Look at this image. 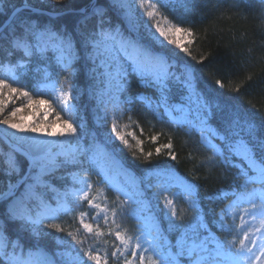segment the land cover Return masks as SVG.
Masks as SVG:
<instances>
[{
  "label": "trees",
  "instance_id": "obj_1",
  "mask_svg": "<svg viewBox=\"0 0 264 264\" xmlns=\"http://www.w3.org/2000/svg\"><path fill=\"white\" fill-rule=\"evenodd\" d=\"M159 2L164 17L192 31V37L183 39L192 55L188 56L175 45L158 44L145 33L140 35L142 46L163 55L171 63V70L174 69L176 75L184 78L186 70L192 72L194 92L203 101L204 110L208 113L207 126L217 135L215 141L225 157L213 155V151L204 145L203 133H188L186 126L158 119L155 109H148L145 102V97L152 102L157 101L158 88L154 84H143L135 74L130 75V83L122 94L131 100L124 111L123 120L132 125L130 131L134 138L130 139L129 147L119 150L112 146V151L124 166L137 174L168 170L182 176L190 186L192 202H188L185 196L180 199L178 209L183 220L177 222V230L171 239L175 240L177 233L187 228L194 232L196 240L206 239L217 244L234 263L239 259L236 251L242 236L218 227L219 212L224 209L226 202L217 200L216 196L223 190H232L238 181L236 169L230 164L229 149L239 141L251 148L256 162L260 164L264 158V0ZM22 6L32 10L19 11L0 32V78L8 79L14 87L23 86L33 96L39 92L44 100L55 104L59 113L58 102L52 101L51 95L41 88V84L46 81V73H50L65 89L71 90L74 112L70 118L88 153L83 158V166L59 170L54 177L70 172L88 175L92 192L102 194L105 205L115 209L118 215L115 224L112 223V217L107 226L104 220L99 222V226L105 229V236H101V239L86 234L79 224L81 212H88L92 218L95 215V211L88 208V202L73 204L69 213L43 220L36 238L29 233L26 219H10L12 198L0 201V230L8 241L6 250L11 251L16 242L17 249L24 252L41 248L59 260L60 251L76 248L83 252L89 249V244L94 243L102 256L108 254V264H122L121 260L111 257L112 251L120 248L115 232L119 231L125 238H131L136 236L140 228L132 215V207L103 180L92 158L88 156L95 143L93 132L100 136L102 134L93 121V91L97 88V79L94 77L93 64L87 57L85 42L117 28L124 36L132 33L114 12L109 0H0V28ZM97 8L104 9L103 13L95 14ZM33 9L59 15L52 17ZM36 33L42 34L40 36L46 41L52 40L51 34L70 42L77 54L73 64L70 67L61 65L58 53L49 47L42 52L36 43ZM14 39L27 40L31 45V54L25 55L17 48ZM189 40L192 41L190 44ZM44 45L43 42L41 46ZM217 80L221 81L223 88L216 85ZM170 84L174 85L172 81ZM171 91L175 96L174 102H181L182 96L186 94L180 84L171 87ZM168 143H171L170 149L163 147ZM157 148H160L159 153ZM169 152L176 157L175 160L169 156ZM11 153L13 165L8 163ZM27 169V159L12 150L0 137V192L5 190L9 181L22 178ZM56 183L61 186V182ZM23 188L24 185L17 195L22 193ZM45 190L51 191L49 188ZM37 205L36 199L27 203L33 213H36ZM50 224H59L64 231L50 228ZM68 232L74 233L82 244L77 243V239L69 236ZM0 264H8V261L1 256ZM173 264H176L175 259Z\"/></svg>",
  "mask_w": 264,
  "mask_h": 264
},
{
  "label": "rangeland",
  "instance_id": "obj_2",
  "mask_svg": "<svg viewBox=\"0 0 264 264\" xmlns=\"http://www.w3.org/2000/svg\"><path fill=\"white\" fill-rule=\"evenodd\" d=\"M109 1L114 12L119 15L124 26L132 35L124 36L117 28L106 32L111 38L100 35L89 38L85 42V47L88 48L87 57L93 64L94 77L96 76L97 79V88L93 91L95 98V117L93 121L96 126H99V132L102 134L100 136L93 132L95 143L90 148L88 156L92 158V162L100 172L103 180L132 207V215L140 229L136 236L131 237L129 253L133 250L134 245L139 242L142 248L149 249L146 253L137 250L138 255L144 254L146 258H156L155 253L152 251L154 248L158 252L170 253L176 264H193L199 257L205 258L204 264H234L229 262L228 257L211 241L206 239L196 240L194 232L187 228L177 233L178 237L175 240L171 239L172 234L177 230L176 225L179 219L171 215L165 199L167 198L173 202L178 213L180 211L178 209L179 202L183 196L186 197L188 202H192L190 186L182 176L168 170H150L142 175L137 174L132 169L124 166L112 151V146L118 147L119 150L129 147L130 139L134 138V134L130 131L132 125L123 120L124 111L130 105L131 100L128 96L122 94L127 84L130 83V75L135 74L141 78L143 84H154L158 88L159 96L156 98V102H152L145 97L147 108L155 109L154 112L158 119L167 120L178 126H186L188 133L193 131L203 133L204 145L213 151V155L220 158L225 157L215 141L217 135L207 126L208 113L204 110L203 101L199 100L194 92L192 72L186 70L183 74L184 78L178 74L176 75L174 69L171 70V63L163 55L142 46L140 35L144 33L158 44L168 43L162 37H159L158 33L153 35L155 28L149 27L152 21L146 16L145 10L139 7V0ZM159 1L149 0V2L157 5L160 14L158 18H163L164 15L161 13ZM103 11L104 9L97 8L95 14H102ZM161 23L164 26H167V23L175 24L169 18H167V21L161 19ZM50 37L52 40L46 41L45 38L37 36L35 38L37 46L42 47L41 44L44 42L47 47L58 53L57 58L61 65L65 66L70 63L71 66L77 58L72 44L58 35H51ZM177 38H181V34H177ZM17 40L19 39L13 40L15 46ZM19 49L24 52L22 48ZM46 76V81L41 84V88L46 94L51 95L52 101L58 102L55 98V90H59L62 84L53 79L50 73L47 72ZM171 81L174 83L173 86L180 84L181 90L186 93L182 96L181 102L173 101L175 96L171 91V87H173L170 84ZM64 90L68 91L65 88ZM142 100L144 101V99ZM13 101L14 103L10 102L8 104L6 113L13 107H22L26 103L24 97L16 99L14 96ZM49 104L55 110L51 111L44 119V113L49 111ZM49 104L37 105L33 103L30 108L22 107V111L13 119L16 122H23L26 126L41 121L44 127L51 124L52 130L57 133L56 135L29 131L21 132L0 124V134L11 143L18 144L27 150L33 160L32 170L22 193L12 198L10 208L19 207L28 222L29 233L36 238L39 235L40 223L43 220L54 219L58 214L69 213L73 204L82 205L84 202H88L80 201L79 197L86 185H91L89 176L85 174L70 172L54 177L59 170L83 166V158L88 150L74 121L70 118L72 112H74L71 100L69 101L70 110L68 111H62L58 103L61 113L58 112L54 103L49 102ZM57 113L60 116L59 120L56 119ZM114 118L118 130L128 140L127 145L119 140L111 130ZM65 120H70L76 128L75 135H59L64 127L63 121ZM241 142L243 141H239L229 149L230 164L234 170L236 169L238 181L233 190H223L216 196L217 200L226 202L224 209L219 212V223L217 225L223 230L242 236V239L244 234L247 233L249 240H254L256 243L253 252L258 256L259 249L264 248V225L261 224V220H264V216L261 215L264 183H261L258 179V172L251 166L249 160L237 154V147ZM221 161L224 162L223 159ZM8 163L11 165L14 163L12 153L9 154ZM256 163L259 165L258 162ZM22 178H15V180L6 183L5 190H7L0 192V199L9 194ZM56 181L61 182V186L55 184ZM45 188H49L51 191H47ZM101 196L102 194L97 195L92 190L89 193V197L93 198L95 203L100 204L101 209L90 208L88 204V208L94 210L95 215L92 218L88 212H85L87 213L85 223L94 226L98 224L99 226V222L103 220L101 218L103 209L105 207L110 209L108 205H105ZM33 199H36L38 204L36 213H33L27 206V203ZM253 204L256 205L255 209L252 207ZM98 212L99 215H97ZM253 215H255V219H253ZM10 219L12 218L10 217ZM110 220L111 215L109 214L108 222ZM197 221H199L198 217ZM82 229L86 234L94 235L87 233L83 227ZM99 229L103 233L101 236L104 237L105 229L100 226ZM101 236L96 237L102 239ZM7 242L5 235L0 230V250H3V245ZM245 244L251 246L247 240ZM193 245L197 246L196 251L190 253L189 249ZM88 246L89 249L94 251V254L98 253L102 256L96 244L93 243ZM13 248H15L18 255L22 251L17 249L16 242L13 244ZM120 248L123 249L121 242ZM12 251L13 249L9 253ZM181 251H183V254L178 255ZM22 252L25 258L29 252L34 254L32 257L33 264H79L80 258L87 259L83 257V252L77 251L76 248L75 250H65V252L60 251V261L41 248ZM126 255L131 260L130 254ZM118 260H121L123 264V257L118 258ZM132 264H138V260H134ZM251 264H264V257H261L259 261L253 260Z\"/></svg>",
  "mask_w": 264,
  "mask_h": 264
},
{
  "label": "snow or ice",
  "instance_id": "obj_3",
  "mask_svg": "<svg viewBox=\"0 0 264 264\" xmlns=\"http://www.w3.org/2000/svg\"><path fill=\"white\" fill-rule=\"evenodd\" d=\"M139 7L145 10L146 16L152 21L151 24H149V27L155 28V32L159 34V37H162L164 41H166L168 44L175 45L177 49L180 51L186 53L188 56H191L192 53L189 51L188 47H185V44L183 42L184 38L192 37L193 33L190 29L187 28H181L178 25L167 23V26L162 25L161 19L164 21H167L166 17L158 18L160 16L157 5L155 3L149 2V0H139ZM177 34H181V38H177ZM38 37L42 34L36 33ZM105 38H111L109 34L102 33ZM51 36V34H50ZM192 41L189 40L188 43L190 44ZM16 47L22 48L25 52V55L31 54V45L28 43L27 40L19 39L16 41ZM40 50L46 51L47 46L40 47ZM194 58V57H193ZM203 57L201 58V60ZM65 67H70V63L68 65H65ZM67 79V78H66ZM15 82V81H13ZM216 85L220 88H223L224 85L221 83L220 80L216 81ZM55 90V89H54ZM239 90L238 88L236 89ZM56 91V100L61 106L62 111H68L70 110L69 101L72 99V93L71 90L65 91L63 85L60 86L59 90ZM15 96L16 99H19L20 97H24L26 103L23 104L22 107H31L33 103L40 105V104H49V101L44 100L39 92H37L36 96H33L30 94L29 91L25 90L23 86L21 87H14L13 83H10L8 79L6 78H0V124L7 125L8 127L12 129H16L17 131H29L33 133H41L46 135H56L57 133L52 130V125L49 124L47 127L43 126V122L40 123H33L32 125L26 126L23 122H16L13 118L18 115L22 111V107H13L10 111H7L8 104L14 103L13 97ZM51 107V104H49V111H46L44 113V119L47 118V116L50 114L51 111H54ZM6 113V114H5ZM56 119L59 120L60 116L59 113L56 115ZM64 127L59 132V135L63 136L65 134H76V128L72 125L70 120L63 121ZM111 130L113 133H115L116 137L121 140L126 145L128 144V140L125 138V136L121 133V131L118 130L117 123L115 122V118L112 123ZM142 131V130H141ZM154 140L155 137H152ZM165 148H171V143L163 145ZM262 147H264V144H262ZM157 153L160 152V148L156 149ZM237 154L244 156L245 159H248L251 166L254 167L258 172V179L261 183H264V158H262V161L259 165H257L256 160L253 156L251 148L248 147V145L244 142H241L237 147ZM149 156H151V153H148ZM169 156L173 160L176 159L175 156L169 152ZM86 183V182H85ZM92 190V185L87 184L86 187L82 190V193L79 197L80 201H88L90 208H95L97 210L101 209V205L94 202L93 198L89 197V193ZM166 206L170 208L171 215L174 217H177L180 220H183V215L178 213L176 207L173 205V202L171 200L165 199ZM253 209L256 208V205H252ZM261 215L264 216V194H262V204H261ZM9 214L12 219H25L26 217L24 214L19 210V207H13L9 209ZM109 214L112 217V223H116V216L118 215L117 211L115 209H103V216L101 217L104 220V223H108V217ZM99 215V212L97 213ZM87 216V213L81 212L79 214V220L82 227L85 229V231L89 234H94L96 236H101L103 233L100 231L98 224L94 226L90 223H85V217ZM54 218V217H53ZM253 219H255V215H253ZM261 224L264 225V220H261ZM119 227V225H117ZM50 228L56 229L57 231H64V229L59 224H50ZM259 231V229H257ZM69 236H72L73 239H77L76 235L72 232H68ZM115 237L118 239L121 244L123 245V249L121 248H115L114 251L111 253V257L113 259H118L120 257H123V264H132L134 260H138V264H173L174 258L171 257L170 253H164V252H158L156 249H152V251L155 253L156 258L147 257L144 254L138 255L137 250H140L142 253H146L149 251L148 248H142V245L137 242L134 245L133 250L129 253V244L131 241V238H125V236L117 231L115 232ZM249 241L248 246L245 244V241ZM77 243L82 244V241L77 239ZM232 243H235L233 241ZM239 248L236 251V256L239 257L238 260L234 261V264H251L253 260L259 261L261 257H264V248L259 249V255H255L253 252V249L256 248V243L254 240H249L248 234H244V238L239 241ZM196 245H193L189 251L190 253L196 251ZM8 248V244L5 243L3 245V250H0V256H3L4 259L8 261V264H33V253L29 252L28 256L25 258L23 255V252L18 255L15 251V248H13V251L9 253L6 249ZM130 254L131 260L128 259V255ZM183 251L178 253V255H182ZM219 255V253H217ZM252 254V255H248ZM83 257H86L87 259L80 258L79 264H108V254L105 253V255L101 256L98 253L94 254V251L92 249H88L86 251H83ZM203 257H199L196 259L193 264H204Z\"/></svg>",
  "mask_w": 264,
  "mask_h": 264
},
{
  "label": "water",
  "instance_id": "obj_4",
  "mask_svg": "<svg viewBox=\"0 0 264 264\" xmlns=\"http://www.w3.org/2000/svg\"><path fill=\"white\" fill-rule=\"evenodd\" d=\"M22 9H31L28 6H22L20 8H17L12 15L10 16V18L8 19V21L4 24V26L2 28H0V32H2L14 19V17L18 14L19 11H21ZM36 12H41V13H47L48 15L52 16V17H57L59 14L57 13H49V12H45V11H40L38 9H33ZM0 137L2 138V140L12 149L15 150L17 153H19L21 156L25 157L28 161V169L26 174L23 176L22 180L15 186V188L9 192V194L5 195L3 198L0 199V201H6L9 200L11 198H13L19 191V189L26 183L27 178L30 175V172L32 170V165H33V160L32 157L30 156V154L27 152V150H25L24 148H22L20 145L18 144H13L11 143L8 139H6L3 135L0 134Z\"/></svg>",
  "mask_w": 264,
  "mask_h": 264
},
{
  "label": "bare ground",
  "instance_id": "obj_5",
  "mask_svg": "<svg viewBox=\"0 0 264 264\" xmlns=\"http://www.w3.org/2000/svg\"><path fill=\"white\" fill-rule=\"evenodd\" d=\"M40 24V23H39Z\"/></svg>",
  "mask_w": 264,
  "mask_h": 264
}]
</instances>
